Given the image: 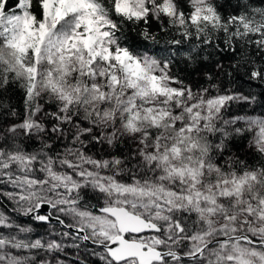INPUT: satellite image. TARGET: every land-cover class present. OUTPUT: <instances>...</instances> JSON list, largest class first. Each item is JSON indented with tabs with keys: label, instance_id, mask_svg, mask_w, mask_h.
I'll use <instances>...</instances> for the list:
<instances>
[{
	"label": "snow or ice",
	"instance_id": "1",
	"mask_svg": "<svg viewBox=\"0 0 264 264\" xmlns=\"http://www.w3.org/2000/svg\"><path fill=\"white\" fill-rule=\"evenodd\" d=\"M0 264H264V0H0Z\"/></svg>",
	"mask_w": 264,
	"mask_h": 264
}]
</instances>
